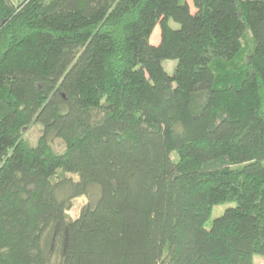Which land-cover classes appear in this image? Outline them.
Segmentation results:
<instances>
[{"label":"trees","instance_id":"trees-1","mask_svg":"<svg viewBox=\"0 0 264 264\" xmlns=\"http://www.w3.org/2000/svg\"><path fill=\"white\" fill-rule=\"evenodd\" d=\"M225 203L237 207L206 229ZM255 255L264 0H0V264Z\"/></svg>","mask_w":264,"mask_h":264},{"label":"rangeland","instance_id":"rangeland-1","mask_svg":"<svg viewBox=\"0 0 264 264\" xmlns=\"http://www.w3.org/2000/svg\"><path fill=\"white\" fill-rule=\"evenodd\" d=\"M192 11L195 12V9L193 8V4L191 1H189ZM170 26L173 29H179L180 25L175 23L173 20L170 21ZM159 38V41H161V30L160 27L156 30V32L153 34L151 41L152 43H157ZM252 45L251 41L248 39L247 41V46L250 48ZM178 64V61L175 60H167L164 62L163 66L166 70V72L169 75H173L176 69V66ZM42 134V127L38 124L30 127L27 129L24 133V139L32 146H35ZM54 146L56 150H62V144L59 141H56L54 143ZM177 153H174L172 155L173 158H176ZM77 178V177H76ZM87 203V198L86 197H80L74 201L73 208L70 212H68V218L69 220H75L80 214L81 209L83 206ZM237 207L236 203H225L221 205H217L213 208L212 214L208 222L206 223L205 227L206 229H210L212 227L213 222L221 217L228 209L230 208H235ZM253 263L254 264H264V256L260 255H255L253 258Z\"/></svg>","mask_w":264,"mask_h":264},{"label":"crops","instance_id":"crops-1","mask_svg":"<svg viewBox=\"0 0 264 264\" xmlns=\"http://www.w3.org/2000/svg\"><path fill=\"white\" fill-rule=\"evenodd\" d=\"M160 43V41H159V38H158V41H157V43H154V44H159Z\"/></svg>","mask_w":264,"mask_h":264}]
</instances>
